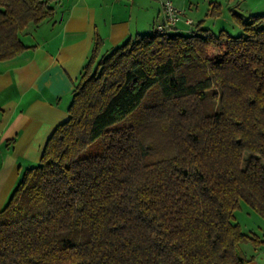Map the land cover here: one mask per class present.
Returning a JSON list of instances; mask_svg holds the SVG:
<instances>
[{
  "label": "trees",
  "instance_id": "trees-1",
  "mask_svg": "<svg viewBox=\"0 0 264 264\" xmlns=\"http://www.w3.org/2000/svg\"><path fill=\"white\" fill-rule=\"evenodd\" d=\"M55 1L0 0V60ZM229 11L242 35L95 42L67 120L0 208V264H245L241 242L264 246L234 212L264 218V14Z\"/></svg>",
  "mask_w": 264,
  "mask_h": 264
},
{
  "label": "crops",
  "instance_id": "crops-1",
  "mask_svg": "<svg viewBox=\"0 0 264 264\" xmlns=\"http://www.w3.org/2000/svg\"><path fill=\"white\" fill-rule=\"evenodd\" d=\"M195 1L174 0L184 8V17L193 20L187 25L180 19L177 30L206 27L212 32L207 23L218 22L233 0H205L202 17L196 15ZM160 2L56 0L48 18L24 28L20 37L28 48L0 60V208L21 173L39 161L54 127L67 120L73 85L95 42L100 41L103 54L129 36L152 31ZM214 4L220 6L218 15H210ZM232 23V29L239 27Z\"/></svg>",
  "mask_w": 264,
  "mask_h": 264
},
{
  "label": "rangeland",
  "instance_id": "rangeland-1",
  "mask_svg": "<svg viewBox=\"0 0 264 264\" xmlns=\"http://www.w3.org/2000/svg\"><path fill=\"white\" fill-rule=\"evenodd\" d=\"M160 2L161 0H155ZM164 1V0H162ZM172 3L177 6V8L184 9L180 7L181 4L176 5L174 0H171ZM205 0H196V15L201 17L205 14L207 9L205 5ZM264 0H233L230 5L231 7L243 16H247L249 12L252 13H262L264 11ZM229 5V6H230ZM182 6V5H181ZM187 9V8H185ZM227 8H225L224 13L218 19V22L210 21L207 23L212 32L218 34L219 28H223L230 35H242L243 32L239 27L232 29V26L235 25L232 23L233 19L230 17V13ZM200 18V17H199ZM214 20V19H213ZM181 24V23H179ZM219 26L217 27V25ZM217 27V28H215ZM97 145H94L90 151H94ZM247 155L244 156L242 165L244 166L247 162ZM235 212V222L241 226L242 230L253 237L256 235L258 237L264 238V218H262L257 212L243 201H239V206L234 210ZM241 249L244 252L245 256L248 258V261L245 264H262L264 262V246H256L250 240L241 242Z\"/></svg>",
  "mask_w": 264,
  "mask_h": 264
},
{
  "label": "built area",
  "instance_id": "built-area-1",
  "mask_svg": "<svg viewBox=\"0 0 264 264\" xmlns=\"http://www.w3.org/2000/svg\"><path fill=\"white\" fill-rule=\"evenodd\" d=\"M160 8L159 17L155 20L153 26V29L159 33L174 28L180 19H183L187 25H192L193 23V20L184 17V10L177 8L171 0H161Z\"/></svg>",
  "mask_w": 264,
  "mask_h": 264
}]
</instances>
